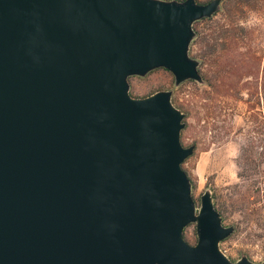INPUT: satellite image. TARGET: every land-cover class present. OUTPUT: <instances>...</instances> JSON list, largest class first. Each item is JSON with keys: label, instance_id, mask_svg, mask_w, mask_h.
I'll use <instances>...</instances> for the list:
<instances>
[{"label": "water", "instance_id": "95a60500", "mask_svg": "<svg viewBox=\"0 0 264 264\" xmlns=\"http://www.w3.org/2000/svg\"><path fill=\"white\" fill-rule=\"evenodd\" d=\"M221 1L0 0V264H264L221 250L210 189L196 206L171 90L129 92L203 83L193 23Z\"/></svg>", "mask_w": 264, "mask_h": 264}, {"label": "rangeland", "instance_id": "374dc122", "mask_svg": "<svg viewBox=\"0 0 264 264\" xmlns=\"http://www.w3.org/2000/svg\"><path fill=\"white\" fill-rule=\"evenodd\" d=\"M193 26L196 36L189 53L211 83L186 80L175 85L170 71L156 68L144 76H130L129 92L143 97L171 90L172 101L187 112L181 142L195 144L182 167L192 180L196 206L201 193L210 189L223 224L234 227L220 242L221 250L231 260L245 255L260 262L264 259V0L249 4L222 0L215 14ZM184 237L195 243V223L185 227Z\"/></svg>", "mask_w": 264, "mask_h": 264}, {"label": "trees", "instance_id": "16d2710c", "mask_svg": "<svg viewBox=\"0 0 264 264\" xmlns=\"http://www.w3.org/2000/svg\"><path fill=\"white\" fill-rule=\"evenodd\" d=\"M198 1V0H197ZM208 1H210V0H206V1H198L199 3H206V2H208ZM238 2H239V4H249L250 3V0H238ZM224 11L225 12H227V11H229L228 9H226V8H224ZM224 12V13H225ZM194 27V26H193ZM195 36H196V31H195ZM195 36H194V38H195ZM194 43V39L192 40V43H191V45ZM211 48H213V47H211ZM213 50V49H212ZM199 72H201L200 71V69H199ZM263 72H264V64H263ZM203 78H204V81L205 82H207V84L209 83H211L210 82V79L208 78V76L206 75V74H204L203 75ZM173 102H175V104H176V106L179 108V109H181L183 112H185V115L187 114V112L186 111H184L183 110V108H182V106L180 105V104H178L177 102H176V100L173 98ZM187 159V158H186ZM186 159L184 160V162L186 161ZM183 162V163H184ZM183 169H184V167H183ZM185 171H186V169H184ZM187 172V171H186ZM188 174V173H187ZM190 178V177H189ZM191 180V179H190ZM191 184H192V180H191ZM214 205H215V203H214ZM216 206V205H215Z\"/></svg>", "mask_w": 264, "mask_h": 264}]
</instances>
